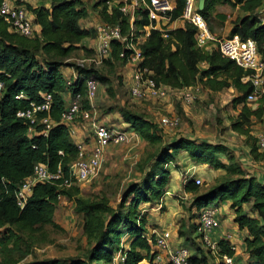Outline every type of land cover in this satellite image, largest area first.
I'll return each instance as SVG.
<instances>
[{
  "label": "trees",
  "instance_id": "obj_1",
  "mask_svg": "<svg viewBox=\"0 0 264 264\" xmlns=\"http://www.w3.org/2000/svg\"><path fill=\"white\" fill-rule=\"evenodd\" d=\"M94 1L92 9L97 10L101 23L119 24L123 33H128L126 20L116 9L111 14L106 12L107 0ZM223 4L239 8L243 13L231 22L228 38L238 36L243 41L251 39L255 42L258 53L264 56V12H260L263 8L262 1L204 0V7L199 13L208 25L211 12L217 5ZM184 6L185 0H175L172 20L181 16ZM27 9L36 27L33 38L9 32L0 17V83L3 84L0 96L2 264L18 263V259L5 257L7 253L11 255L18 252L23 256L27 252L23 253L19 248V241L22 239L20 233L54 225V213L61 197L73 200L74 212L82 217V231L90 240V249L84 258L45 259L27 264H111L113 254L119 249L120 240L125 236L129 240V246L123 249L125 264H138L143 259L153 258L156 247L150 232L161 228L154 227L157 224L147 216V208H156L158 201L167 192L172 171L169 165L177 167L182 153L186 154L193 165H207L212 170L224 172V175L203 192L199 191V186L192 179L183 184L184 192L192 195L187 206L189 227L186 234L182 230L178 231L177 238L181 241L172 249H187L193 264H212L210 253L197 241L199 237L194 236L197 217L199 211L205 208H217V232L224 215L220 208L225 206L227 215L231 217V224L236 225L239 232L246 231V235L240 237L238 231L228 233L232 237L229 241L226 234L217 243L219 253L234 256L233 247L238 245L235 239L240 237L242 254L236 256L235 261L238 264H242L243 260L246 261L245 264H264V176L247 174L235 162L234 152L224 142L178 136L168 138L165 143L154 122L128 109L119 111L123 123L128 125L126 130L136 133L149 144L162 145L153 155L148 170L142 173L138 182L131 184L123 192L116 207L113 208L103 200L89 201L76 197L78 186L59 189L47 183L34 186L23 209L17 206L13 192L32 174L36 164L45 165L51 172L60 166L64 175H67L69 166L77 158L78 149L71 140L69 127L61 123V115L76 94L84 96L85 81L88 78H94L101 84L107 82L98 69L80 68L64 62L78 49L91 52L90 55L94 51L83 43L90 38L95 41V27L88 28L81 24L82 20L90 16V8L84 0H45L36 7L27 4ZM146 25L147 20L143 16L135 30L137 36H140L141 29ZM195 31L187 23L169 31L166 38L158 31H151L138 45L142 56L138 67L148 69L158 85L175 90L197 84H202L212 92L233 89L236 94L232 99V107L235 109L236 106H241V109L229 126L232 131L248 137L252 120L264 116V95L261 96L258 107L249 109L246 99L254 88L249 81L244 83L242 79L252 72L244 71L230 59L222 57L215 45L205 50L197 48ZM122 46L113 41L110 55L103 65L115 61L128 67L132 73V68L119 58ZM68 68L74 70L75 79L73 73L67 78ZM20 93L23 98L16 99ZM45 94L52 96V102L49 112L42 116L49 117L53 126L45 136L41 134L43 125H37L36 133L29 135L28 123L18 119L16 113L28 108L31 103H40ZM83 104L89 108L85 100ZM248 147L250 155L264 154L258 150L257 138ZM223 158H226V163ZM186 198L183 196V199ZM144 236H150V240H146Z\"/></svg>",
  "mask_w": 264,
  "mask_h": 264
},
{
  "label": "rangeland",
  "instance_id": "obj_2",
  "mask_svg": "<svg viewBox=\"0 0 264 264\" xmlns=\"http://www.w3.org/2000/svg\"><path fill=\"white\" fill-rule=\"evenodd\" d=\"M38 1L39 4L45 2V0ZM84 2L90 8V16L82 20L81 24L94 29L95 25L100 22L97 10L92 9L95 1L84 0ZM242 14L239 8H232L226 4L217 5L208 18L211 32L218 38H228L232 19L238 18ZM32 36L29 38H33ZM83 43L88 49H95L93 38L86 39ZM90 53L78 49L64 62L78 66L80 60L89 57ZM202 67L204 68V65ZM73 72L72 68H68L66 70L67 78ZM98 72L105 77L107 82L101 84L97 80L99 87L93 102V109L87 108L85 104L82 105V110L88 111V116L80 114L79 118L75 120L73 126L77 129V137H71L74 143L89 144L90 124L92 122H98L109 128L127 129L122 126L123 121L119 111L128 109L154 122L158 134L163 136L164 139L162 140L165 143L168 138L177 136H190L198 140L224 142L237 150L233 156L235 162L244 168L247 174L264 176V154L253 153L250 155L248 147L264 129V116L261 119L252 120L248 137L232 131L229 125L241 109V106H236L235 109L232 107V99L236 94L233 89L212 92L204 88L202 84H197L198 92L192 103L184 102L180 94H170L164 99L136 102L129 96L130 79L128 81L127 78L131 72L128 67L114 61L111 64L106 63L99 67ZM262 95H264V88L259 91L254 102L247 103L248 108L252 110L258 107L261 104L260 98ZM161 116L178 118L179 123L175 128H161L158 124ZM161 145V143L149 144L141 139L138 142L129 144L110 145L106 151V161L97 176L89 183L79 184L76 197L89 201L103 200L113 208L116 207L123 192L131 184L138 182L142 173L148 170L153 155ZM223 162H227L226 158H223ZM176 166L173 168L172 164L169 165L172 169L170 182L166 187L169 193L164 194L158 201L161 208L158 210L159 216L156 217V224L169 219L174 222L176 234L179 230L186 234L189 227L187 206L192 195L188 193L187 198L183 195V181L186 173L184 165ZM201 168L204 167H198L195 177L202 179L203 183L199 186V191L203 192L220 181L224 172L211 169V174L206 176L204 172L207 168ZM73 193L75 192L73 191ZM183 196L186 199H183ZM74 209L73 200L61 197L54 213V225H46L34 231L20 233L22 239L19 241L21 243L19 248L23 253L26 250L27 252L23 256L18 252L11 255L7 253L5 257L11 256L13 259H18L17 264H27L45 259L84 258L91 244L90 240L83 234L82 217L75 214ZM154 227L158 228L159 226ZM128 241V237L125 236L120 240L119 245L123 248L129 246ZM204 252L203 249V254H205ZM239 254H242L241 250ZM3 257L4 253L0 249V264H2ZM241 263L245 264L246 261L243 260Z\"/></svg>",
  "mask_w": 264,
  "mask_h": 264
},
{
  "label": "built area",
  "instance_id": "obj_3",
  "mask_svg": "<svg viewBox=\"0 0 264 264\" xmlns=\"http://www.w3.org/2000/svg\"><path fill=\"white\" fill-rule=\"evenodd\" d=\"M199 0H185V6L181 16L177 20H172L171 14L175 8V0H107L105 1L106 12L111 14L113 9L126 20L127 34L123 33L119 24H109L99 22L95 26V49L87 58L80 60L77 67L97 70L103 65L110 55L111 43L117 41L123 46L119 53L126 65L132 68L129 84V96L134 101H149L164 99L170 94H180L186 103H192L198 92V86L185 87L179 90L171 87L158 85L153 79L152 73L146 68L138 67L142 60L138 45L149 36L151 31L162 33L164 38L168 37V32L182 27L185 23L195 28V43L199 49H206L215 45L222 57L230 59L236 66L244 71H251L250 76L244 77V83L250 82L254 91L247 96L246 102H254L259 91L264 88V56H261L253 40H241L238 36L232 38H218L210 30L205 18L198 10ZM263 8L260 12H264ZM27 0H0V17L7 25L8 31L24 37L32 36L36 27L32 23V15L27 9ZM145 16L147 25L141 29L140 36L135 30L138 23ZM180 24L179 26L177 24ZM73 72V78L75 79ZM68 84H70L68 82ZM3 84L0 83V96ZM98 91V82L94 78L85 81L84 96L76 94L71 100L69 107L61 115V123L69 127V134L72 138L77 137V129L73 126L79 115L88 116V111L82 110V103L85 100L89 109H93V102ZM22 99L20 93L15 97ZM52 96L45 94L38 104L31 103L28 108L19 110L16 113L18 119L28 123V134L36 133V126L43 125L41 132L43 136L53 126V121L49 117L42 115L49 112ZM179 119L169 116L159 118V126L164 129L175 128ZM89 144L76 142L78 155L76 160L69 166L67 175L60 168L53 172L49 171L45 165L36 164L32 174L26 177L21 185L13 192L17 206L23 209L28 197L31 195L34 186L38 183H47L59 189H70L79 184L89 183L93 180L106 161L107 148L121 144L138 142L140 138L131 130L109 128L98 122L90 124ZM257 147L259 152L264 153V129L257 135ZM61 154V152H59ZM195 166L185 170L186 177L183 184L192 179L195 185H202L200 177H195ZM217 208H205L198 213L196 235L202 245L207 249L213 258L212 264H238L234 256L219 253L218 242L212 239V235L219 228L217 219ZM150 236L155 241L156 254L151 259H143L138 264H193L189 259V252L184 248L172 249L170 246L171 229H152ZM150 236H144L150 240ZM226 239L232 240L230 234ZM125 248V247H124ZM122 246L119 245L112 258L111 264H125L126 255ZM235 250V246L233 247Z\"/></svg>",
  "mask_w": 264,
  "mask_h": 264
},
{
  "label": "crops",
  "instance_id": "obj_4",
  "mask_svg": "<svg viewBox=\"0 0 264 264\" xmlns=\"http://www.w3.org/2000/svg\"><path fill=\"white\" fill-rule=\"evenodd\" d=\"M28 3H29V5H31V6H33V7H36V4L38 5L39 4V1L38 0H28ZM228 17V16H227ZM236 18H233L232 20L234 21ZM232 20H230V21H232ZM230 26H231V24H230ZM214 34V33H213ZM130 71V70H129ZM130 77H131V74H128V81H129V79H130ZM134 101V100H133ZM136 102H138V101H136ZM122 126L123 127H128V125L127 124H125V123H122ZM178 137V136H177ZM226 144V143H225ZM234 153H236L237 152V150L236 149H234L232 146H229L228 144H226ZM177 164L178 165H181V166H183L184 165V170H187V169H189V168H191V167H193V166H195V165H193L194 163L193 162H191L188 158H187V156H186V154H184V153H182L181 154V156L179 157V159H178V162H177ZM198 167H204L205 169L207 168V170H206V172H204L205 173V175L206 176H208L209 174H211V172H212V170L207 166V165H199V166H195V171L197 172L198 171ZM204 168H201V169H204ZM211 170V171H210ZM214 185V184H213ZM169 193V190H167V192L165 193L166 195ZM188 193H186V192H184L183 191V195H185L186 197H188V195H187ZM161 208V205H160V203H158V205L156 206V208L155 207H151V208H147V213H148V217L149 218H151V219H154L155 220V223H156V217L157 216H159V213H158V210ZM221 212H222V215H223V220H222V222H221V228L217 231V232H215L213 235H212V239L213 240H215V241H219L220 239H223L224 238V236L226 235V234H228V233H236L238 230H237V226L236 225H233V224H231V222H230V219H231V217L230 216H228L227 215V209H226V207L225 206H222L221 208ZM225 215H227V217H225ZM159 218V217H158ZM152 221V220H151ZM171 220H169V219H165V220H163V222L161 221V222H159V223H157V225L159 226V228H161V229H164V228H172L171 229V240H170V246H171V248L172 247H176L178 244H179V242L181 241V240H179L178 238H177V234H176V232H175V227H174V222H172ZM174 228V229H173ZM239 232V231H238ZM239 234H240V237H242V236H244V235H246V231H240L239 232ZM194 236H197L196 234H194ZM240 237H238V238H236L235 239V242L238 244L237 246L235 245V250H234V252H235V255H234V258L236 257V256H238L239 255V253H240V247H239V244L241 243V238ZM197 241L198 242H200V240L199 239H197ZM128 246H126L125 248H127Z\"/></svg>",
  "mask_w": 264,
  "mask_h": 264
},
{
  "label": "water",
  "instance_id": "obj_5",
  "mask_svg": "<svg viewBox=\"0 0 264 264\" xmlns=\"http://www.w3.org/2000/svg\"><path fill=\"white\" fill-rule=\"evenodd\" d=\"M204 7V0H199L198 1V10L201 11Z\"/></svg>",
  "mask_w": 264,
  "mask_h": 264
}]
</instances>
